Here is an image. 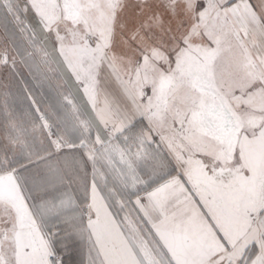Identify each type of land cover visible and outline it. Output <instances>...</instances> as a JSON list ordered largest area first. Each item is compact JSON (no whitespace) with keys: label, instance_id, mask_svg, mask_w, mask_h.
<instances>
[{"label":"snow or ice","instance_id":"6c2138e0","mask_svg":"<svg viewBox=\"0 0 264 264\" xmlns=\"http://www.w3.org/2000/svg\"><path fill=\"white\" fill-rule=\"evenodd\" d=\"M0 264H264V0H0Z\"/></svg>","mask_w":264,"mask_h":264}]
</instances>
